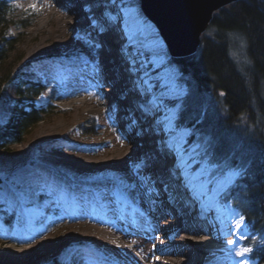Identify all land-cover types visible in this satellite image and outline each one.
I'll return each instance as SVG.
<instances>
[{
	"label": "bare ground",
	"instance_id": "obj_1",
	"mask_svg": "<svg viewBox=\"0 0 264 264\" xmlns=\"http://www.w3.org/2000/svg\"><path fill=\"white\" fill-rule=\"evenodd\" d=\"M58 1L60 7L51 13L49 21L53 27L49 38L54 34L61 36L64 31L75 32L83 23L90 30L103 29L101 32L107 31L109 36L121 34L115 40L130 36L136 50L128 58L138 68H133L134 72L129 70L130 75L121 78L125 47L117 49L108 42L100 51L101 61L92 68V78L86 77L90 69L77 62L64 63L55 71L30 63L33 75L58 76L55 84L58 97L51 95L50 99L58 100L60 112L68 110L65 106L69 103L77 108L88 106L87 100L80 99L82 87L92 80L96 82L102 92L100 100L95 102L116 117L122 136L117 141L102 139L89 145L80 143L71 124L60 123L43 128L35 137L36 145L46 148V156L32 159L25 150L18 160L1 164L18 186H22L21 194L46 187L57 208L51 214L47 203L34 207L28 213L29 224L23 239V233L10 235L0 231V264H90L89 261L94 264H251L242 250L247 242L240 237L242 226L235 212L227 211L218 197L205 202L218 182L203 171L186 178L185 172L195 171L196 165L180 170L192 159L182 161L175 157L189 151V145L179 140L174 154L173 145L165 139L168 133L174 132L172 127L169 131L158 117L142 125L151 118V112H165L180 100L181 82L170 71L173 64L165 60L164 38L158 26L147 18L141 1L106 0L108 10H103L99 17L97 10L103 5L97 0H86L85 5L81 4L84 0ZM100 21L105 23L99 28ZM31 61L41 62V59L32 57ZM139 73L145 74L148 83H137ZM78 78L85 83H77ZM132 94L140 97V101L135 100L130 106L128 97ZM150 95L156 99L150 100ZM116 110L121 113H115ZM169 114L165 112L164 122L169 120ZM77 120L78 117L74 122ZM141 162L142 170L151 169L150 173L141 171L138 175L144 181L140 184L142 190L129 180L133 175L127 171ZM151 178L156 179L152 191ZM189 180L199 187L191 188ZM179 181L180 190L175 186ZM205 181L209 185L203 189L200 185ZM113 183L123 190L114 194ZM7 187L6 194L14 203L12 189ZM187 200L197 211L193 218L185 220L191 215ZM179 202L187 210L186 215L181 216L177 209ZM169 209L175 211L172 213ZM53 217L65 218L67 232L58 242H53L45 233ZM70 219L74 220L68 225ZM97 248L103 251L102 260H94L83 251L93 252Z\"/></svg>",
	"mask_w": 264,
	"mask_h": 264
},
{
	"label": "rangeland",
	"instance_id": "obj_2",
	"mask_svg": "<svg viewBox=\"0 0 264 264\" xmlns=\"http://www.w3.org/2000/svg\"><path fill=\"white\" fill-rule=\"evenodd\" d=\"M11 7V18L18 17V19H14V23L9 27H5L0 29V47L4 45V39L7 40H17L19 41L16 53L22 59L16 63L15 72L18 73L21 82L18 84H10L3 88V95L0 99V124L6 123L13 114L14 108L16 106H20L23 102L22 98L19 96L20 86L23 82H37L45 85L47 90L36 100V101H24V103H32L37 108H42L44 110V114H42V121L36 124L31 130H29L28 134L23 138V141L19 144H14L7 149L0 150V231L14 235V233H23L21 238H25V231L28 228L29 218L28 213L33 211V208H39L47 204L50 205L49 213L52 214V210L56 211V200L50 198L51 191L46 187L36 188L28 193H22V186H18V182L14 179V177L9 176V173H6L4 169L1 168V164L7 160L13 159L18 160L23 152L26 150L31 154L32 159H39L46 156V148L43 146H37L35 143L36 135L42 131L45 127H54L56 124L60 123H69L71 127L74 129V133L76 138L79 139L80 143L92 144L95 141H100L102 139H107L110 141H117L122 136V131L120 128V124L115 119L116 117L113 114H110L107 111H103V108L95 101L100 100V95L102 89H100L96 82L90 81L91 84H86L83 79L78 78L77 83H85L82 87V97L81 100H87L88 106L77 108L74 107L72 103H69L67 106L68 110L66 111H57L59 108L57 99H50L51 95L58 97L55 90V84L58 83V76L56 74H52L50 77H41L32 74V66L30 63H34L37 66L48 67L52 70H56L58 67L62 66L67 62H77L79 64H85L87 68L90 70L87 72L86 77L92 78L93 70L92 68L96 67L97 63L101 61L100 51H102L106 42L109 45H114L108 38L110 37L105 31H95L88 29V24L83 23L77 28L75 32L73 31H64L61 36L54 34L49 38L50 32L53 29L52 23L49 22L51 19V13L56 11L60 5L58 0H6ZM106 1V0H105ZM141 1V0H140ZM86 0L82 1L81 4L85 5ZM75 7V5L71 6V9ZM103 10H108L107 4L104 2L103 7L97 10L98 17L101 15ZM116 17V16H115ZM114 18V16H113ZM149 19V17H147ZM19 19L23 20V23L28 24L27 28H23L16 25H21L22 22H18ZM105 21H100L97 24V27H102ZM56 26V24H55ZM114 37H117L116 35ZM113 37V38H114ZM112 38V37H110ZM164 40V39H163ZM164 42L165 53H166V61H171L173 66H171L170 71L174 72L175 78L181 82V90H180V100L169 110L165 112H170L169 118H173L172 128L174 132H177V123L176 120L179 115V106L184 103L187 95H189V89L186 84V77L181 74L179 67L171 60L172 57L170 55L167 44ZM117 48L116 46H114ZM114 49V48H113ZM199 49V48H198ZM15 54V53H14ZM232 55L235 61L240 65L244 66L247 64V58L245 54V42L242 38L233 36L232 37ZM125 57L122 58V75L121 78H125L130 75V68L134 67L138 68L137 64L134 63L130 58H128L129 54H125ZM14 57V55H13ZM32 57H39L41 62L30 61ZM146 62L145 64H147ZM129 68V69H128ZM133 70V69H131ZM134 72V70H133ZM135 73H138L135 70ZM147 79H139L137 83L141 85L143 82L148 83ZM27 94V92H26ZM134 94L130 95L129 103H132V97ZM150 100H155L156 96H148ZM121 101V100H120ZM132 105V104H131ZM130 105V106H131ZM74 107V108H73ZM70 108V109H69ZM148 111H150V107H148ZM154 111V110H153ZM165 112L160 114H151V118L148 119L142 125H148L152 122V119H155L159 115L160 121H164L167 117H165ZM115 113H121L120 110H116ZM78 117V122L74 121ZM142 122V121H141ZM161 125L167 127L166 124ZM133 129V128H132ZM194 133H191V130L184 129L182 130L180 141L183 145H189L190 150L183 153L178 157L182 160L186 158H191L193 164L196 165L191 173L193 177L196 172L203 171L207 174H211L212 179L218 182V187L215 188L209 199H206L205 202L209 203L212 198L218 197L222 200L224 208L227 211H233L237 215V219L239 224L242 226L240 230L241 239H245L247 245L242 248V250L246 253L248 257V262L251 264H259L255 258V251L264 243V234L263 235H253L252 231H250L249 226L247 225L244 215L241 209L237 206L234 201L228 200L225 197V192L227 189L234 183L239 174L241 173L242 167H233L231 164L224 163H216L213 159L208 157V150L206 148V144L199 137L193 136ZM137 140H141V137H137ZM179 141V140H178ZM161 142V141H160ZM177 141H174L172 152L174 154L177 153L175 149V145ZM92 149V148H90ZM180 156V157H179ZM174 159V158H173ZM172 161V159H171ZM215 162V163H214ZM171 163V162H170ZM141 162L137 167L128 168L127 171L133 176L129 177L135 187H140L142 183L141 179H139L138 175L142 171L143 174L150 173L151 169H141ZM188 166H184L180 168L181 171H185ZM27 169H33V166H27ZM179 170V171H180ZM233 173H238V175L234 176L232 179H229ZM152 185L151 190L154 188V184H156V179L151 178L149 180ZM10 186L12 189V196L15 198V202H11V198L9 194H6L7 186ZM209 182L205 181L201 186V188L205 189L208 187ZM114 194L121 192L123 189H118L117 184L113 183ZM176 189H180L179 182L175 183ZM199 186L191 185V188H197ZM180 203H178L179 205ZM197 205V204H196ZM184 206V205H183ZM181 206V207H183ZM180 210V209H179ZM191 215L187 216L188 218H181L182 221L188 220L189 218H193L195 216L196 211L194 206H190ZM170 212H174L175 210L169 209ZM67 214V212H65ZM5 214L11 217L12 223L5 225L4 217ZM187 210H181V216L186 215ZM71 218H74V215H70ZM70 219L67 223L68 225L72 222ZM65 218L53 217L50 221V224L47 226V230L45 233L48 237L51 238L53 242H58L62 239L63 235H66V226H65ZM193 220V219H192ZM10 221V220H9ZM119 223H122L119 221ZM203 224V223H201ZM204 226V224H203ZM1 232V233H2ZM31 236V235H30ZM31 245V244H29ZM86 255L90 256L94 260H102L104 255L102 254V250L98 249L93 252L90 250L83 249ZM90 264H94L93 261H89ZM45 264H62L58 262H48Z\"/></svg>",
	"mask_w": 264,
	"mask_h": 264
},
{
	"label": "trees",
	"instance_id": "obj_3",
	"mask_svg": "<svg viewBox=\"0 0 264 264\" xmlns=\"http://www.w3.org/2000/svg\"><path fill=\"white\" fill-rule=\"evenodd\" d=\"M11 14L8 2L0 0V29L18 19H10ZM18 22L22 23L16 26H29L22 19ZM233 36L245 42L244 66L232 55ZM3 41L0 99L5 86L21 82L15 72L16 63L22 59L16 53L19 41ZM171 60L186 77L189 89V95L178 107L177 126L199 137L206 144L208 157L216 163L242 167L225 197L241 209L253 235H263L264 0H241L222 8L202 35L196 54ZM46 90L37 82L21 84L19 96L23 102L14 108L6 123L0 124V150L21 143L29 130L42 121L44 110L24 101H36ZM10 223L11 217L5 214L4 224ZM255 258L264 264V243L256 249Z\"/></svg>",
	"mask_w": 264,
	"mask_h": 264
},
{
	"label": "water",
	"instance_id": "obj_4",
	"mask_svg": "<svg viewBox=\"0 0 264 264\" xmlns=\"http://www.w3.org/2000/svg\"><path fill=\"white\" fill-rule=\"evenodd\" d=\"M241 0H141L159 28L172 58L196 54L214 14Z\"/></svg>",
	"mask_w": 264,
	"mask_h": 264
},
{
	"label": "snow or ice",
	"instance_id": "obj_5",
	"mask_svg": "<svg viewBox=\"0 0 264 264\" xmlns=\"http://www.w3.org/2000/svg\"><path fill=\"white\" fill-rule=\"evenodd\" d=\"M97 2L99 3V4H101V5H103V3L105 2V0H97ZM112 18L111 17H108V20H111ZM101 31H103V29H101ZM153 103H155L154 101H153ZM173 119H174V117L173 118H169V120L167 121V126H168V130L170 131L171 130V127H172V123H173ZM174 134V133H173ZM179 141H177V143H178ZM236 175H238V173H233L232 174V176H230V178L229 179H232L234 176H236ZM142 183L144 182L143 180L141 181ZM149 183H151L150 181H149ZM147 187V186H146ZM241 255H243V253H241Z\"/></svg>",
	"mask_w": 264,
	"mask_h": 264
}]
</instances>
